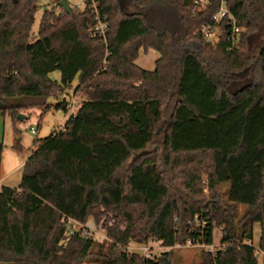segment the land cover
<instances>
[{
    "label": "trees",
    "instance_id": "1",
    "mask_svg": "<svg viewBox=\"0 0 264 264\" xmlns=\"http://www.w3.org/2000/svg\"><path fill=\"white\" fill-rule=\"evenodd\" d=\"M53 1L33 37L39 0H0V112L69 113L67 97L47 100L75 80L83 97L62 127L35 140L19 184L0 188V264H175L174 250L147 257L128 246L212 245L218 226L225 247L202 250L199 264H259L264 0H228L243 28L238 48L228 18L217 41L200 32L217 2L194 12L193 0ZM97 15L105 35L89 29ZM150 48L159 58L147 70L136 60ZM3 152L0 141V176ZM90 218L105 240L68 232L69 219Z\"/></svg>",
    "mask_w": 264,
    "mask_h": 264
},
{
    "label": "rangeland",
    "instance_id": "2",
    "mask_svg": "<svg viewBox=\"0 0 264 264\" xmlns=\"http://www.w3.org/2000/svg\"><path fill=\"white\" fill-rule=\"evenodd\" d=\"M68 2L72 7L77 6L78 8L83 9L86 0H68ZM57 4L58 3L54 2L53 0H39V8L35 12L36 18L31 30L33 37L38 34L37 32L43 12L46 9H50L52 6L57 7ZM59 8L57 10H59ZM154 56H159L158 52L154 49L150 48L147 52L142 49L136 62L146 69H153L155 67L154 64H152ZM50 78L61 81L60 71H52V73L50 74ZM76 85L77 80L74 81L73 87L67 89L64 94H54L53 97L51 96L48 98L47 102L55 103L59 101L58 98L62 99L63 96L67 97L69 99V102L81 104L83 97L76 95L74 90ZM59 94L60 96H58ZM43 110V106L27 108L21 111V113L25 114L26 116V118L21 120L19 118L14 119L13 116L7 112L5 114H2L0 112V141L4 146L3 163L5 172H9L14 167L19 165L22 160H26L32 153L33 149L37 147L34 144L35 140L45 138L54 133V131L58 130L61 125L65 124L67 117L70 115L69 113L61 109L53 108L52 110H48L42 113ZM31 127L39 130L38 136L33 134ZM16 142L22 146L21 150L17 149L14 146ZM152 148H155V146ZM24 164L22 165V168H19L17 171L9 174L10 176L7 179L9 182H11V184L16 185L18 184V180H21ZM203 183L205 188L207 189L208 179L206 175H204ZM242 208L243 207L240 206L239 210L241 211ZM199 224L200 223L195 221L194 223H192V226L195 228ZM85 227L88 230L89 235L93 236L94 238L100 241L106 239V229H102L98 225H96L92 218L88 220V222L85 224ZM260 234L261 224L259 222H256L254 225L253 243L256 246V252L259 257V264H264V251L258 248L259 240L261 237ZM214 237L215 240L212 246H207L204 244H189L188 242H186V244H177L173 247H167L163 245L162 241L150 240L148 243L132 241L130 242L127 250L131 253H139L142 256L148 255V257H154L157 255L159 256L163 252H170V250H174L176 255L175 264H199L202 260V250L205 253H209L212 254V256H215L218 249H222L225 247V243L222 241L221 227L218 226L214 229Z\"/></svg>",
    "mask_w": 264,
    "mask_h": 264
},
{
    "label": "built area",
    "instance_id": "3",
    "mask_svg": "<svg viewBox=\"0 0 264 264\" xmlns=\"http://www.w3.org/2000/svg\"><path fill=\"white\" fill-rule=\"evenodd\" d=\"M214 2H217L218 8L217 12L210 17L207 22L203 23L200 26V32L204 36V38L208 41H217L219 39L220 33H221V24L224 18H228L230 20V24L232 27L231 33H230V43H231V48H238L240 45V38H241V33L243 31V28L240 27L237 22L236 18L233 14L232 11H230L228 7V0H193L192 1V8L193 11H202L208 6H211ZM107 27V23L101 19L100 16H95L89 21V29L92 31L100 32L102 35H105V29ZM69 112L71 114H76L77 110L79 108V104H76L74 102H69ZM31 130L34 135H37L38 129H35L31 127ZM68 232L70 234L75 233V232H82L84 234L89 235L88 230L86 229L85 225H82L78 223L75 220L69 219L66 223ZM81 229H80V227ZM79 227V228H78ZM189 244H200V243H195L192 240L188 241ZM204 245H207L205 243H202ZM201 244V245H202ZM213 245V244H212ZM212 245H207V246H212ZM148 257V255H147ZM151 257V256H149Z\"/></svg>",
    "mask_w": 264,
    "mask_h": 264
},
{
    "label": "crops",
    "instance_id": "4",
    "mask_svg": "<svg viewBox=\"0 0 264 264\" xmlns=\"http://www.w3.org/2000/svg\"><path fill=\"white\" fill-rule=\"evenodd\" d=\"M139 58V57H138ZM137 58V59H138ZM159 58V56L157 57V56H154V59H153V61H152V64H154V66L156 67V60ZM137 61V60H136ZM142 67V66H141ZM154 67V68H155ZM142 68H144V67H142ZM153 68V69H154ZM146 69V68H145ZM147 70H149V69H147ZM69 114H71V112H69ZM69 118V116L67 117V119ZM67 119H66V121H67ZM63 125H61L60 127H62ZM59 127V128H60ZM38 134H39V130H38V133H37V136H38ZM26 160L24 159V161L22 160L21 161V163L19 164V165H17L16 167H14L12 170H10L9 172H5V169H4V163H3V159H2V168H1V176H0V187H3V186H7V185H10V186H17L18 184H19V181L20 180H18V184H16V185H13V184H11V182H9L8 181V177L10 176L9 174L10 173H12V172H14V171H17L19 168H22V165L24 164V162H25Z\"/></svg>",
    "mask_w": 264,
    "mask_h": 264
},
{
    "label": "water",
    "instance_id": "5",
    "mask_svg": "<svg viewBox=\"0 0 264 264\" xmlns=\"http://www.w3.org/2000/svg\"><path fill=\"white\" fill-rule=\"evenodd\" d=\"M59 3L64 8L70 7V4H69L68 0H61ZM18 118L21 120V119L26 118V116H25V114L19 113Z\"/></svg>",
    "mask_w": 264,
    "mask_h": 264
}]
</instances>
